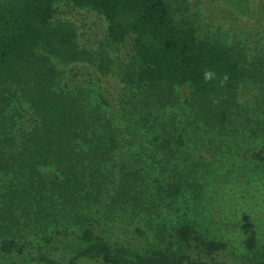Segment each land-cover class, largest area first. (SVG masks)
<instances>
[{
    "label": "rangeland",
    "instance_id": "rangeland-1",
    "mask_svg": "<svg viewBox=\"0 0 264 264\" xmlns=\"http://www.w3.org/2000/svg\"><path fill=\"white\" fill-rule=\"evenodd\" d=\"M167 1L175 8L176 21L189 22L200 38L230 47L245 65L263 59L264 0ZM56 7V19L75 31L84 58L98 64L101 57L108 70L81 61L75 66L79 75L68 88L56 85L59 91L70 89L68 96L73 97L60 96L73 132L66 170L81 173L74 195L62 185L65 168L41 161L27 146L37 124L36 108L11 93L0 105V159L4 166L9 163L0 169V264H35L47 254L66 263L69 250H53L63 238L57 231L79 232L89 225L112 245L141 241L155 246L161 243L158 225L172 232L184 219L208 238L229 243L234 255L217 256L218 264L264 259V166L244 155L248 148L264 146V86L243 85L225 130L207 129L183 100L166 110L121 83L132 42L118 48L109 43L107 22L96 11L70 0H59ZM58 68L63 76L69 70L63 64ZM179 91L187 100L188 90ZM98 92L120 102L117 114L129 122L151 119L149 127L132 131L125 122L117 130L99 123ZM82 118L86 124L81 127L72 121ZM166 139L171 142L166 144ZM174 184L182 187L176 198L169 190ZM16 190L26 193L28 201L13 197ZM12 238L23 246V257L2 250V242Z\"/></svg>",
    "mask_w": 264,
    "mask_h": 264
},
{
    "label": "trees",
    "instance_id": "trees-1",
    "mask_svg": "<svg viewBox=\"0 0 264 264\" xmlns=\"http://www.w3.org/2000/svg\"><path fill=\"white\" fill-rule=\"evenodd\" d=\"M58 1L10 0L0 3V105L11 93L18 96V100L25 98L36 108L37 124L28 134L27 146L40 156L41 161L65 168L66 177L62 185L74 195L80 189L81 173L66 170L71 160L67 148L73 132L68 121L70 112H67L60 96L73 97L68 96L71 95L70 89L59 91L56 85L68 88L70 81L79 75L75 71L77 63L88 59L78 49L75 31L67 22L56 19ZM70 1L77 7L96 11L106 20V39L113 46L118 48L128 40L132 42V58L123 66L120 81L138 90L154 106L168 110L172 104L183 100L195 118H199L200 124L210 130H225L238 90L249 83L259 88L260 83L264 86V57L258 64L245 65L240 54L230 47L200 38L189 22H177L175 8L167 0ZM263 33L264 24L260 22L261 42ZM98 61V64L89 62L106 72L107 61L101 57ZM59 64L69 67L64 71L65 77L58 68ZM206 69L215 72L217 78L206 82L203 79ZM225 73L230 78L221 85V77ZM181 88L188 90L187 100L180 97ZM98 104L99 123L117 130L125 122L132 131L147 129L151 123V119L145 123L129 122L117 114L120 102L113 103L110 96L101 92ZM72 121L80 127L86 124L83 118L81 122ZM170 142L171 139L165 140L166 144ZM179 142L183 143L182 138ZM244 155L264 166V146L248 148ZM3 164L0 159V169L9 166L8 162L5 166ZM169 190L176 198L182 187L174 184ZM11 195L28 201L26 193L20 195L16 190ZM12 216L15 223H19L16 215ZM138 232L143 235L141 229ZM57 234H63V238L53 250H69L67 262L47 254L35 264H81L82 261L103 264H218L217 256L229 252L234 255L228 242L208 238L189 219L174 226L172 232L165 224L158 225L157 235L161 243L155 246L141 241L112 245L95 225L79 232L58 230ZM1 248L4 252L23 257V246L13 238L5 239ZM231 264H264V259Z\"/></svg>",
    "mask_w": 264,
    "mask_h": 264
},
{
    "label": "clouds",
    "instance_id": "clouds-1",
    "mask_svg": "<svg viewBox=\"0 0 264 264\" xmlns=\"http://www.w3.org/2000/svg\"><path fill=\"white\" fill-rule=\"evenodd\" d=\"M217 78V74L211 70H205L204 71V74H203V79L206 81V82H210L214 79ZM229 74L228 73H225L223 74V76L221 77V85H223L224 83H226L228 80H229Z\"/></svg>",
    "mask_w": 264,
    "mask_h": 264
}]
</instances>
